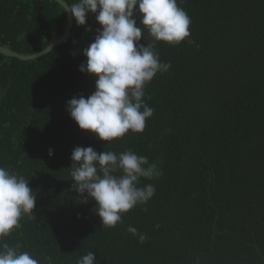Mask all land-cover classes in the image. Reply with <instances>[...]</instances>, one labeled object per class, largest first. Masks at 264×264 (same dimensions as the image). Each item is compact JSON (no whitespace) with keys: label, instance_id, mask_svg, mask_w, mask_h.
<instances>
[{"label":"trees","instance_id":"trees-1","mask_svg":"<svg viewBox=\"0 0 264 264\" xmlns=\"http://www.w3.org/2000/svg\"><path fill=\"white\" fill-rule=\"evenodd\" d=\"M177 4L190 36L155 45L171 67L144 87L153 115L142 133L106 148L66 111L72 97L95 90V79L78 71L100 27L94 15L82 27L73 20L68 38L37 59L0 54V167L36 193L34 218L22 215L0 243L39 264H76L89 252L95 264H264V0ZM65 26L53 0H0V46L16 53L45 49ZM140 43H152L146 30ZM77 146L146 156L161 175L139 186L152 184L155 194L114 228L101 227L95 202L82 203L71 188Z\"/></svg>","mask_w":264,"mask_h":264},{"label":"clouds","instance_id":"clouds-1","mask_svg":"<svg viewBox=\"0 0 264 264\" xmlns=\"http://www.w3.org/2000/svg\"><path fill=\"white\" fill-rule=\"evenodd\" d=\"M78 27L94 15L100 26L94 41L82 50L86 58L78 71L95 79V90L87 98L72 97L66 103L70 119L82 132L107 144L127 133H142L154 109L144 102V87L158 72H167L155 51L157 42L179 45L190 36V17L177 0H77L64 6ZM143 26V29L138 26ZM146 30L152 43L141 44ZM54 150L49 149L51 157ZM72 190L82 203L95 202V214L103 228H114L122 216L137 205L146 204L155 194L152 184L140 187L141 178L161 175L146 156L131 150L117 154L97 153L92 147H75L70 157ZM36 193L29 182L0 167V239L19 227L22 215L34 218ZM127 231L143 243L146 236L135 227ZM19 245L0 243V264H39ZM89 252L76 264H95Z\"/></svg>","mask_w":264,"mask_h":264},{"label":"water","instance_id":"water-1","mask_svg":"<svg viewBox=\"0 0 264 264\" xmlns=\"http://www.w3.org/2000/svg\"><path fill=\"white\" fill-rule=\"evenodd\" d=\"M53 1L59 4L61 7H63V9H64V6L67 5L63 0H53ZM72 22H73V19L70 17L68 13H66V26H65L63 34L57 40H55L49 46H47L45 49L37 53L23 55V54L16 53L6 47L0 46V54L5 57L18 59L20 61H31V60L37 59L53 51L56 47H58L68 38V36L71 33Z\"/></svg>","mask_w":264,"mask_h":264}]
</instances>
